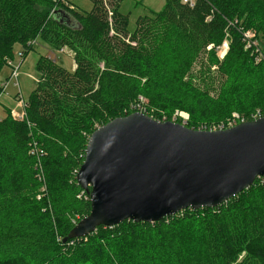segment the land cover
Here are the masks:
<instances>
[{"label": "trees", "instance_id": "16d2710c", "mask_svg": "<svg viewBox=\"0 0 264 264\" xmlns=\"http://www.w3.org/2000/svg\"><path fill=\"white\" fill-rule=\"evenodd\" d=\"M122 1L92 0L90 12H79L71 0H0V73L15 46L28 54L39 39L74 60L69 71L40 57L41 81L25 104L24 121H14L9 109L0 118V144L26 155L38 140L41 160L30 157L33 170L42 163L49 182L39 216H26L17 198L0 196V264H136L134 255L152 237L150 249L167 251L159 260L137 252L141 262L264 264L263 178L215 209H189L156 223L126 221L64 242L91 212L76 178L98 128L133 113L173 122L177 112L193 117L199 106L204 117L198 118L207 122L189 118V129H210L234 115L244 123L264 117V0H167L162 12L140 17L133 33L119 11ZM55 11L74 26L54 19ZM156 43L163 51L153 52ZM188 77L198 91L173 97L172 83ZM211 93L220 107L214 114L197 102ZM189 222L196 223L190 237L183 232ZM254 223L261 231H252ZM242 248L247 256L239 261Z\"/></svg>", "mask_w": 264, "mask_h": 264}, {"label": "water", "instance_id": "95a60500", "mask_svg": "<svg viewBox=\"0 0 264 264\" xmlns=\"http://www.w3.org/2000/svg\"><path fill=\"white\" fill-rule=\"evenodd\" d=\"M53 18L74 26L61 11ZM259 178L264 117L210 132L133 113L91 135L76 178L91 212L64 242L126 221L156 223L189 209H215Z\"/></svg>", "mask_w": 264, "mask_h": 264}, {"label": "rangeland", "instance_id": "374dc122", "mask_svg": "<svg viewBox=\"0 0 264 264\" xmlns=\"http://www.w3.org/2000/svg\"><path fill=\"white\" fill-rule=\"evenodd\" d=\"M166 1L167 0H123L119 11L129 19L128 32L133 33L136 30L137 20L140 17L162 12ZM71 3L79 12H90L93 8L92 0H71ZM154 45L153 52L159 53L160 51H163L161 50L159 43ZM228 48L229 43L226 41L219 51L221 59L227 54ZM260 49L262 53H264L263 41L260 44ZM43 56H48L54 61L57 60L58 62H62L64 67L69 71L74 69V60L70 53H64V51L56 52L47 46L41 39L36 40L35 48L28 54L23 51L20 45L15 46L14 58L11 61L13 62V67L19 70V77L18 81L16 79H10L13 69L8 65H6L0 73V85H5V89L0 93V118H3L6 115V111H8L7 109H9L12 112L11 116L14 121H24L25 104L31 93L36 89L37 84L41 81L36 67L38 60ZM17 83L18 85L16 86ZM171 89L173 97L175 98H180L188 93H193V89L198 91L191 77H188L182 83L173 82ZM202 94L206 95L204 93ZM203 95H198L197 102H202V105L205 103L207 111L214 114V111L217 108H220L216 104V100L218 99L216 93L207 94L209 95L207 97ZM194 111V118L188 113L178 112L181 116L177 119H180L184 126L189 118H191V121H206L205 119L198 118L203 116L202 106H199L197 110L195 109ZM175 120L176 119L173 118V122L178 121ZM184 121L185 123H183ZM37 141L33 142V146L28 150L26 155H20L11 149V146L9 147L8 145L0 144V196L7 194L14 199L17 198L19 205L28 217L39 216L41 207L39 206L40 203L38 201L44 197L47 191H49L48 176L45 177L44 166L41 165L42 163H37L40 166L34 167V170L32 166V156H36L37 153L41 152V149L37 145ZM7 147H9V149L6 151ZM32 153H35V155ZM38 159L41 160V155ZM36 171H38L37 174ZM252 228V231H261L263 226L261 225L260 227V224L254 223ZM183 230V232L186 233V236H193L196 230V223L189 222L187 228ZM154 240L155 238L152 237V239L145 244V247L143 246V248L148 249L138 250L137 252L148 255L153 254V257L157 258V260L161 259L164 252L167 251V248L150 249L155 247ZM246 242H248V239ZM133 248H137V246L134 245ZM253 250H256V248H253ZM137 252L134 255L136 264L150 263L151 257H143L144 261H139L137 257H141L142 255L140 253L136 256ZM246 256L247 252L245 251V248H242L239 254V261L243 260ZM151 262L152 263L150 264H154L153 260Z\"/></svg>", "mask_w": 264, "mask_h": 264}, {"label": "built area", "instance_id": "2783aa9c", "mask_svg": "<svg viewBox=\"0 0 264 264\" xmlns=\"http://www.w3.org/2000/svg\"><path fill=\"white\" fill-rule=\"evenodd\" d=\"M182 2H183V3H189L190 5H192L193 0H182ZM7 65L13 69V70H12V73H11V76H10V79H16V80L18 81L19 70H18V69H15V68L13 67V62H12V61L8 62ZM17 85H18V83L16 84V86H17ZM3 89H5V85H3ZM137 108L141 109L140 107H137ZM180 116H181V114L177 112V113L175 114L174 119H177V117H180ZM258 118H260V117H258ZM186 121H187V119H186ZM184 123H185V121H184ZM242 123H244V121L241 120V119L239 118V116L234 115L232 119L228 120V121H227L226 123H224V124H220V125H217V126H213V127H211L210 129H207V128H201V129H199L198 131H210V132L222 131V130H226V129L233 128V127H235V126H237V125H239V124H242ZM32 154L35 155V153H32ZM40 155H41V152H40V153H37V154H36V157H37V158H40ZM38 167H39V166H38Z\"/></svg>", "mask_w": 264, "mask_h": 264}]
</instances>
